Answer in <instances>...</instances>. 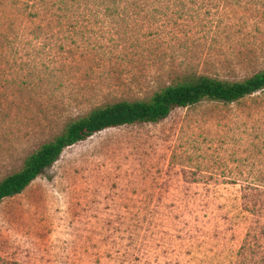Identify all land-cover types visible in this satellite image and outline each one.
I'll return each instance as SVG.
<instances>
[{"label":"rangeland","instance_id":"obj_1","mask_svg":"<svg viewBox=\"0 0 264 264\" xmlns=\"http://www.w3.org/2000/svg\"><path fill=\"white\" fill-rule=\"evenodd\" d=\"M26 2L0 0V180L96 106L264 68V0L192 29H105V0L32 19ZM0 264H264V90L65 148L0 202Z\"/></svg>","mask_w":264,"mask_h":264},{"label":"trees","instance_id":"obj_2","mask_svg":"<svg viewBox=\"0 0 264 264\" xmlns=\"http://www.w3.org/2000/svg\"><path fill=\"white\" fill-rule=\"evenodd\" d=\"M59 1L68 4L77 0H27L28 16L60 22L64 15H61L62 3H57ZM222 1L220 4L219 0H132L128 3L125 0H105L103 28L192 29L193 25L190 24L199 22L201 12L219 14L222 10H229L227 8L233 2ZM36 26L38 29L44 28L43 24ZM261 90H264V68L240 81L188 72L147 98H123L96 106L68 122L60 134L26 156L19 170L3 177L0 180V202L21 193L58 160L65 148L97 132L125 125L156 123L168 117L176 108L190 107L204 101L229 104Z\"/></svg>","mask_w":264,"mask_h":264}]
</instances>
